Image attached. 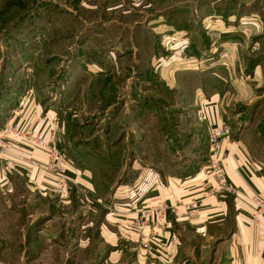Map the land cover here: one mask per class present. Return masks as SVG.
<instances>
[{
  "label": "rangeland",
  "instance_id": "rangeland-1",
  "mask_svg": "<svg viewBox=\"0 0 264 264\" xmlns=\"http://www.w3.org/2000/svg\"><path fill=\"white\" fill-rule=\"evenodd\" d=\"M131 1L0 0V132L11 129L4 135L10 154L0 166L18 171L9 184L0 182V264H169L158 250L169 205L156 196L125 207L131 199H124L145 166L138 146L145 136L142 128L150 124L148 111L155 113L157 81L149 75L139 78L134 59L124 63L118 57L126 44L141 42L149 26L156 27L158 42L166 39L159 17L173 28L171 37L194 33L189 44L199 42L204 67L221 61L216 69L237 73L236 90L223 83L235 94L227 97L219 125L226 124L231 139L249 128L253 142L264 150V0H221L217 13L211 10L215 0H187L163 11L164 3L150 15ZM177 14L182 25L172 20ZM207 15L214 18L203 23ZM205 38L215 42L212 51L201 44ZM149 52L137 58L144 68ZM256 67L261 77L251 93V85L239 84L249 75L252 79ZM184 82L188 90L195 83ZM168 98L178 100L172 94ZM15 139L27 140L34 157L11 159ZM37 140L44 145L38 147ZM52 149L65 158L66 193L55 188L43 163L31 176L24 170L29 164L18 163L21 158L46 163ZM163 204L165 217L138 226L142 211ZM128 212L133 215L127 217ZM217 244L210 242L196 263H228L225 256L218 260Z\"/></svg>",
  "mask_w": 264,
  "mask_h": 264
},
{
  "label": "crops",
  "instance_id": "crops-1",
  "mask_svg": "<svg viewBox=\"0 0 264 264\" xmlns=\"http://www.w3.org/2000/svg\"><path fill=\"white\" fill-rule=\"evenodd\" d=\"M174 1L132 0L129 5L142 6L150 15L153 10L158 13L157 7L164 3L167 4L163 11L188 2ZM220 1L212 2V12L217 13L224 5ZM198 11L200 13L197 9L196 15ZM202 17L203 23L214 18L213 15ZM159 18L154 16L150 20L164 24L165 28H158L167 36L166 39L158 42L160 35L156 27L152 28L149 23L143 40L126 44L122 55L118 56L124 63L129 62L130 58L134 59L137 71L133 67V73L138 74L139 78L149 75L157 81L153 92L157 98H154L152 108L155 113L148 111L150 124L142 128L145 136L138 146L140 160L144 161L145 166L127 188L124 199L130 198L131 202L125 207L152 200L156 196L166 201L171 209L164 232L159 238L161 245L157 249L169 257V264H197L196 255L200 253L198 258L202 261V254L210 242L218 243L215 249L219 254L218 260L221 261L225 256L228 259L226 264H264V217L261 216L255 222L253 218L256 213L250 204L253 195L264 198V150L253 142L250 129L242 130L223 145V174L234 187L235 194H211L214 179L207 177L203 171L208 157V131L225 120L226 99L235 94H231V87L226 90L224 84L229 83L236 90L234 82H238L237 73H232L230 68H227L228 72L216 69L217 64L221 67V61L204 67L203 51H198L199 42L195 39L189 44L194 33L186 35L180 31V34L171 37L168 30L173 28L167 23L166 17ZM198 31L196 28L195 35H198ZM236 32L231 30L230 35H237ZM182 35L185 38H181ZM207 40L209 38L203 39L201 44L206 46V51H212L215 42ZM147 50H150L149 66L144 68L137 58ZM185 52L189 59H183L185 54L182 57L181 53ZM243 59L245 61L244 56ZM259 69L256 67L254 77L250 79L249 75L247 81L241 82L239 86L251 85L248 91L252 93L253 87L258 86L254 81H258ZM186 78L195 81L193 86L188 84L189 90L185 87ZM161 90L176 96L178 100L169 101V95L161 93ZM13 143L11 159L17 160L19 154L34 157V152L28 149L30 145L27 140L15 139ZM36 152H39L38 149ZM17 172L15 168L0 166V182L9 184V179ZM194 201L200 203L199 212L196 215L187 214V207ZM127 215L131 217L133 213L128 212Z\"/></svg>",
  "mask_w": 264,
  "mask_h": 264
},
{
  "label": "built area",
  "instance_id": "built-area-1",
  "mask_svg": "<svg viewBox=\"0 0 264 264\" xmlns=\"http://www.w3.org/2000/svg\"><path fill=\"white\" fill-rule=\"evenodd\" d=\"M10 131V128H6L5 130H1L0 132V163L7 161L10 154L11 145H9L4 136L5 134L10 133ZM228 139H230V133L228 127H226V124L214 126L208 131V158L203 171L205 172V174L214 179L215 186L213 187V189L216 194H222L225 192L235 193V189L227 182L223 174V142L227 141ZM43 145V140H37L38 147H41ZM18 163H21V165L29 164L28 167L24 166V170L27 176H31L34 173V170L43 169L41 165V163H43L45 172H47L49 176L56 180L55 188H57L61 193H66L65 179L63 178L64 170H62V167H64L65 158L58 150L52 149L50 151L46 163L43 161H31L24 158H21L20 162ZM9 164L12 167L16 166V163L12 161L9 162ZM250 202L256 213L253 219L255 222H258L261 216L264 217V198L260 195H254L250 198ZM199 207V203H192L187 208L192 212L191 214L196 215ZM166 210L167 206L163 204L162 206H160L159 210L151 209L149 211H142L139 218L140 223L138 224V226H144L148 221L160 220L161 218L166 216Z\"/></svg>",
  "mask_w": 264,
  "mask_h": 264
},
{
  "label": "trees",
  "instance_id": "trees-1",
  "mask_svg": "<svg viewBox=\"0 0 264 264\" xmlns=\"http://www.w3.org/2000/svg\"><path fill=\"white\" fill-rule=\"evenodd\" d=\"M177 15H178V16H177ZM177 15H176V16H177L178 18H174V17H173V18H172L173 21H176V22H177V21L180 19V17H179L180 14H177ZM178 22H181L180 25H182V21H181V19H180V21H178ZM176 24H177V23H176ZM184 24H185V23H184ZM184 24H183V25H184ZM179 28H180V27H179Z\"/></svg>",
  "mask_w": 264,
  "mask_h": 264
}]
</instances>
